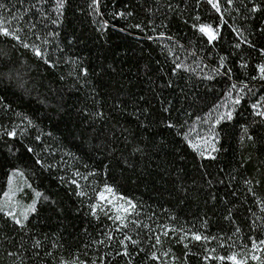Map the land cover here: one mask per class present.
I'll return each mask as SVG.
<instances>
[{
	"label": "trees",
	"instance_id": "1",
	"mask_svg": "<svg viewBox=\"0 0 264 264\" xmlns=\"http://www.w3.org/2000/svg\"><path fill=\"white\" fill-rule=\"evenodd\" d=\"M0 27V264H264V0H0Z\"/></svg>",
	"mask_w": 264,
	"mask_h": 264
},
{
	"label": "snow or ice",
	"instance_id": "2",
	"mask_svg": "<svg viewBox=\"0 0 264 264\" xmlns=\"http://www.w3.org/2000/svg\"><path fill=\"white\" fill-rule=\"evenodd\" d=\"M209 2H212V0H209ZM213 7L216 8L218 11H219V5L217 3H213ZM200 31L201 32H204L206 35H208L209 37V40H214L216 38V33L215 31L211 28V26L209 25H201L200 26ZM0 32H2L4 35H13V33H11L7 27H0ZM18 38V37H17ZM27 46V45H25ZM37 54L39 55V52H37ZM259 70L262 74V76H264V65H260L259 66ZM236 103H239V100L236 101ZM261 115H264V113H260ZM227 118H231V113L228 114V117ZM10 135H14V133H10ZM108 191H111V189H107ZM103 194H101L102 196ZM117 220H120L121 217L120 216H117L116 217ZM17 223H19V221L17 220ZM194 239L196 240H200L201 237L199 235H195L193 236ZM206 239V237H205ZM157 240L159 241V238H157ZM261 244H264V241H261L260 242ZM253 247H256L255 244H253ZM257 257H253V259H256ZM229 259H232V260H235V257H230ZM236 264H240L239 261L236 262Z\"/></svg>",
	"mask_w": 264,
	"mask_h": 264
},
{
	"label": "rangeland",
	"instance_id": "3",
	"mask_svg": "<svg viewBox=\"0 0 264 264\" xmlns=\"http://www.w3.org/2000/svg\"><path fill=\"white\" fill-rule=\"evenodd\" d=\"M259 110L261 111V113H264V103L261 104L259 106ZM16 195V191L15 190H11L7 196H5L3 202L7 205V206H10L12 205V202H13V199H14V196Z\"/></svg>",
	"mask_w": 264,
	"mask_h": 264
},
{
	"label": "water",
	"instance_id": "4",
	"mask_svg": "<svg viewBox=\"0 0 264 264\" xmlns=\"http://www.w3.org/2000/svg\"><path fill=\"white\" fill-rule=\"evenodd\" d=\"M208 36V35H207Z\"/></svg>",
	"mask_w": 264,
	"mask_h": 264
}]
</instances>
